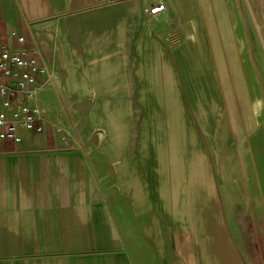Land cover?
I'll use <instances>...</instances> for the list:
<instances>
[{"label":"crops","instance_id":"0c3cea01","mask_svg":"<svg viewBox=\"0 0 264 264\" xmlns=\"http://www.w3.org/2000/svg\"><path fill=\"white\" fill-rule=\"evenodd\" d=\"M156 3L164 11L145 13ZM257 4L264 16V0ZM249 5L0 0V49L19 46L17 35L38 44L52 72H60L63 97L47 85L43 131L21 130L18 143L0 139V264H202L189 231L202 215L215 218L216 197L186 113L176 54L185 37L203 32L206 20L222 23L219 34L243 37ZM190 78L195 86L204 82ZM196 93L199 126L211 131L220 102ZM58 102L76 104L83 135L104 128L102 153L74 140V115ZM220 141L226 145L220 150L229 149L225 136ZM223 231L221 225L234 255Z\"/></svg>","mask_w":264,"mask_h":264},{"label":"rangeland","instance_id":"374dc122","mask_svg":"<svg viewBox=\"0 0 264 264\" xmlns=\"http://www.w3.org/2000/svg\"><path fill=\"white\" fill-rule=\"evenodd\" d=\"M250 1L259 35L264 43V16L258 12L257 0ZM244 16L246 32L243 37L232 38L219 34L216 30L218 26H223L222 23L206 20L202 23L201 34L185 37L180 55L176 54V57L183 85L186 82V113L191 116L192 126L196 129L197 138L199 137L203 161L211 176L212 191L216 197L217 213L214 215V223L223 236V244L221 225L224 227L229 247L239 264H264V49L250 15L249 18ZM172 39V42L182 40L175 37ZM167 43L171 49V42ZM169 53L172 56L171 51ZM189 76L204 82H197L195 86ZM52 82L50 87L60 100L63 99L58 70L53 72ZM200 90H203L205 96L211 93L220 102L218 122L211 131L200 128L196 116L200 110L197 102L199 94L196 91ZM57 104L67 107L71 118L74 115L71 119L74 140L88 141L91 147L96 148L91 153H102L99 150V140L104 128L94 127L89 134L83 135L75 116L76 104ZM141 121L142 115L137 118L139 133ZM221 121L224 122L223 132L220 128ZM223 136L228 139L229 149L220 150L221 145L226 146L225 142L220 141ZM216 146L220 150L217 157ZM222 163L223 173L220 171ZM109 178L110 183L107 182V185L115 187L118 183H113L112 172ZM126 206L128 207V203ZM193 235L196 236L194 229L189 231L188 237L195 242L199 259L204 264L201 244L198 237L194 238ZM230 240L233 241L232 244ZM224 248L221 260L227 264H238L228 246L224 245Z\"/></svg>","mask_w":264,"mask_h":264},{"label":"built area","instance_id":"2783aa9c","mask_svg":"<svg viewBox=\"0 0 264 264\" xmlns=\"http://www.w3.org/2000/svg\"><path fill=\"white\" fill-rule=\"evenodd\" d=\"M165 9L164 3L145 9L155 16ZM17 47L0 49V139L18 143L21 130L43 131L45 107L42 93L52 82L53 72L38 44H27L17 35Z\"/></svg>","mask_w":264,"mask_h":264},{"label":"bare ground","instance_id":"6f19581e","mask_svg":"<svg viewBox=\"0 0 264 264\" xmlns=\"http://www.w3.org/2000/svg\"><path fill=\"white\" fill-rule=\"evenodd\" d=\"M248 13L251 17L253 25L260 33L250 5L248 6ZM259 42L264 49V43L261 36H259ZM214 219L215 218L211 215H202L199 219L200 225H198L199 227L195 231L198 241L201 244L202 252L204 253V264H227L221 260V254L225 249L223 244V236L218 230V227H216Z\"/></svg>","mask_w":264,"mask_h":264}]
</instances>
